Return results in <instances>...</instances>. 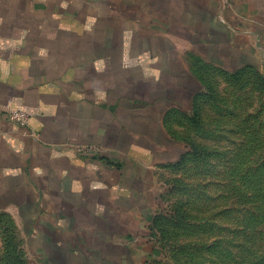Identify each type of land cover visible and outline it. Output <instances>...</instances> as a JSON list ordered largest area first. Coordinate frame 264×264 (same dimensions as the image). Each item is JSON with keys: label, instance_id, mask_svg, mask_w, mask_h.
<instances>
[{"label": "crops", "instance_id": "obj_1", "mask_svg": "<svg viewBox=\"0 0 264 264\" xmlns=\"http://www.w3.org/2000/svg\"><path fill=\"white\" fill-rule=\"evenodd\" d=\"M257 60L264 0H0V216L25 263L135 264L188 156L197 64Z\"/></svg>", "mask_w": 264, "mask_h": 264}, {"label": "rangeland", "instance_id": "obj_2", "mask_svg": "<svg viewBox=\"0 0 264 264\" xmlns=\"http://www.w3.org/2000/svg\"><path fill=\"white\" fill-rule=\"evenodd\" d=\"M257 62L235 73L197 64L187 120L177 124L188 156L173 170L156 243L149 239L135 264H253L264 257V62ZM14 229L0 216V264H26L24 238ZM26 253L37 264L36 250Z\"/></svg>", "mask_w": 264, "mask_h": 264}, {"label": "built area", "instance_id": "obj_3", "mask_svg": "<svg viewBox=\"0 0 264 264\" xmlns=\"http://www.w3.org/2000/svg\"><path fill=\"white\" fill-rule=\"evenodd\" d=\"M8 119L14 123L24 124L28 120V115L19 110H11L8 114ZM83 151L92 152V151H95V149L83 148Z\"/></svg>", "mask_w": 264, "mask_h": 264}, {"label": "trees", "instance_id": "obj_4", "mask_svg": "<svg viewBox=\"0 0 264 264\" xmlns=\"http://www.w3.org/2000/svg\"><path fill=\"white\" fill-rule=\"evenodd\" d=\"M188 154V153H187ZM253 264H264V257L259 258Z\"/></svg>", "mask_w": 264, "mask_h": 264}]
</instances>
